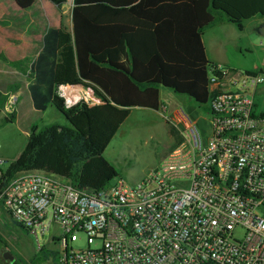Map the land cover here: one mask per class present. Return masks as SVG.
I'll use <instances>...</instances> for the list:
<instances>
[{"label":"built area","instance_id":"1","mask_svg":"<svg viewBox=\"0 0 264 264\" xmlns=\"http://www.w3.org/2000/svg\"><path fill=\"white\" fill-rule=\"evenodd\" d=\"M218 70L207 118L180 107L164 116L180 140L134 185L117 177L94 190L21 171L0 181V214L37 251L57 245V264H264V112L254 102L264 72ZM16 104L9 96L6 110ZM76 233L100 247L72 249Z\"/></svg>","mask_w":264,"mask_h":264},{"label":"trees","instance_id":"2","mask_svg":"<svg viewBox=\"0 0 264 264\" xmlns=\"http://www.w3.org/2000/svg\"><path fill=\"white\" fill-rule=\"evenodd\" d=\"M34 1L15 0L21 9H29ZM49 1L59 7L66 0ZM72 2L70 27L60 23L46 29L39 52L27 66L25 88L35 112L52 107L68 124H32L18 157L6 169L0 168L4 184L18 172L44 170L80 187H105L118 177L102 154L116 125L104 124L98 112L104 106L126 112L134 107L158 111L160 88L206 105L213 96L210 76L219 77L220 71L206 55L204 31L223 20L242 31L247 21L264 19V0ZM24 61L12 63L20 66ZM66 85L88 88L100 103L89 105L79 99L67 105L59 90ZM17 88L11 84L0 93V110ZM14 120L13 112L3 122ZM167 123L178 142L176 129ZM198 125L203 129L201 122ZM100 126L107 131L98 137L95 131ZM0 241L4 243L1 237ZM39 252L44 259L55 255L45 248Z\"/></svg>","mask_w":264,"mask_h":264},{"label":"rangeland","instance_id":"3","mask_svg":"<svg viewBox=\"0 0 264 264\" xmlns=\"http://www.w3.org/2000/svg\"><path fill=\"white\" fill-rule=\"evenodd\" d=\"M45 1L46 4H42L41 0H36V5L31 11L19 12L10 7L7 0H0V93H3L7 86L16 84L18 88L13 93H18L20 96V100L15 106L18 115L14 122H3L4 117L10 114L6 110L7 101H5L0 112V154L5 158V162L1 166L2 170L8 167L26 143L27 135L23 131L24 124L29 126L30 124L39 126L51 123L68 124L63 116L52 107L44 112H35L32 108L29 96L27 93L25 94V83L28 79L27 66L31 58H22L25 59L24 63L16 66L12 62L17 60L5 58L3 52L7 46L18 47L15 39H19L26 33L32 32L40 40L47 27L58 26L59 23L70 27L72 0H66L59 7L53 5L49 0ZM40 14L46 16V20L40 22ZM259 19L256 17L249 20L250 22L247 21L248 24L243 31L239 32L235 28H231L233 32H229L227 29L223 32L226 33L224 36L227 52L229 57L233 58L231 68L237 71L262 67L264 36H260L254 30V24ZM252 36L256 38L255 41ZM238 42L241 45L252 42L251 51L242 49V52H238L235 48V44ZM210 43L215 46L216 50L218 47L217 40L208 38L207 44ZM18 54L20 55L22 52ZM60 92L62 93V89ZM67 94L66 92L67 104L79 99H87L83 95L79 99L76 96L70 98ZM160 100L162 106L158 111L134 107L126 112L117 107L104 106L97 114L105 120L104 124L116 125V128L112 129L114 131L113 137L102 154L116 168L118 177L122 178L128 185H134L143 179L149 170L158 166L166 153L174 147L176 142L170 133V127L164 116H171V113L179 107L187 113L189 112L198 121L208 116L206 105L201 106L186 97L174 94L167 88H160ZM254 102L257 106L256 112L264 111V83L258 86L254 95ZM96 128L95 132L98 137L107 131L105 126ZM113 181L114 179L110 182ZM0 237L5 243L4 245L0 241V264H57V245L51 246L55 255L44 259L23 229L19 230L11 225L5 229L0 228ZM69 246L75 250L97 249L100 247V242L88 239L83 233H76L72 236ZM5 253L12 257L11 261L4 257Z\"/></svg>","mask_w":264,"mask_h":264},{"label":"crops","instance_id":"4","mask_svg":"<svg viewBox=\"0 0 264 264\" xmlns=\"http://www.w3.org/2000/svg\"><path fill=\"white\" fill-rule=\"evenodd\" d=\"M7 2H8L10 7H13L15 10H17L19 12H29L36 5V0H35L33 5L29 9H20V7L18 8V6L14 0H7ZM41 2H42V4H44V3L46 4L45 0H41ZM39 20H40V22L46 20V16H43L42 14H40ZM248 22H250V21H248ZM248 22L245 24V27L248 24ZM261 23H264V19H259L258 21H256V23L254 24L255 32H257L255 28ZM59 25H60V23H59ZM51 27H57V26H51ZM231 28H235L236 30H238L233 24H231L225 20L218 21V22L214 23L212 26H210L209 28H207L204 31L203 36H202V41H203L205 51H206V55H207L208 59L215 62V63L222 64L223 66H226L229 68H231L233 58L229 57L230 55L227 52V45L225 44L226 40H225V36H224L226 33H223V32L226 29L229 32H233V30ZM46 29H45V31H46ZM45 31L42 33L40 40L38 38H36L32 32L29 34L26 33L25 35L19 37V39H15V42H17V44L19 46L18 47L17 46H7V48H4L3 52L5 55V58H9L12 60H18L20 58L22 59L25 57H29V58H31L30 61H32L41 48L42 36L45 33ZM208 38H211L212 40H215V39L217 40L218 47L216 48V50H215V46H213V44H211V43L207 44ZM252 39L254 41L256 40V38L253 36H252ZM250 45H253V43L247 42V43H244L243 45H241L240 42H238L235 44V48H236V50H238V52H242V49L249 52V51H251ZM212 47H214V48H212ZM19 52H22V54L19 55L18 54ZM261 66H262L261 68H255L252 70L251 69H244V71L264 72V59H263V63ZM27 81L25 83V88H26ZM14 85H16V84H14ZM63 87H66V92L68 93L67 96L70 98H73L76 96V98L79 99L83 95V96L87 97V99H83V100L88 102L89 105H95V104L100 103L99 99L96 98L93 95L92 91H90L88 88H85V87L79 86V85H66V86H61L60 88H63ZM87 90H89L90 92H88ZM9 96H13L16 99L17 103L20 100V96L18 93H15V92L10 93ZM65 98H66V96H65ZM71 104L72 103H69L67 105H71ZM16 106H17V104H16ZM16 111H17V108L14 111V113L16 114L15 120L17 119V115H18L16 113ZM0 112H1V110H0ZM262 112H264V111H262ZM30 126H31V124H30ZM30 126L28 124H24L23 131L26 133V135H28V131L30 129ZM19 153H20V151L13 158V161L18 157ZM0 158L5 160L4 156L1 154H0ZM10 225L15 226L19 230H22L19 226L13 224L7 216H5L3 213H1L0 214V228L5 229V227L10 226ZM6 259H9V258H6Z\"/></svg>","mask_w":264,"mask_h":264},{"label":"water","instance_id":"5","mask_svg":"<svg viewBox=\"0 0 264 264\" xmlns=\"http://www.w3.org/2000/svg\"><path fill=\"white\" fill-rule=\"evenodd\" d=\"M15 1V0H14ZM19 8V7H18ZM21 9V8H20ZM256 31L257 33L260 35V36H264V23H261L259 24L256 28ZM4 257L5 258H9L10 260H12V257L8 254V253H5L4 254Z\"/></svg>","mask_w":264,"mask_h":264}]
</instances>
